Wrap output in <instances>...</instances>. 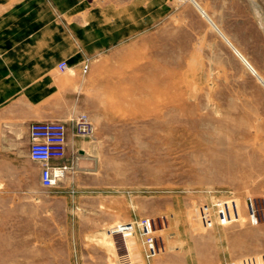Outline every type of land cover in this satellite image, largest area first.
Returning <instances> with one entry per match:
<instances>
[{"label":"rangeland","instance_id":"1","mask_svg":"<svg viewBox=\"0 0 264 264\" xmlns=\"http://www.w3.org/2000/svg\"><path fill=\"white\" fill-rule=\"evenodd\" d=\"M54 28L77 52L50 65ZM0 71L69 73L56 98L95 126L54 189L19 145L0 157V264H264L247 208L264 196V0H0ZM142 219L152 259L138 230L111 233Z\"/></svg>","mask_w":264,"mask_h":264},{"label":"crops","instance_id":"2","mask_svg":"<svg viewBox=\"0 0 264 264\" xmlns=\"http://www.w3.org/2000/svg\"><path fill=\"white\" fill-rule=\"evenodd\" d=\"M57 29H53V31ZM58 44L62 50L54 52L44 61L52 64L56 60H68L76 57V46L66 33V30H57ZM55 32L51 36H55ZM56 39V38H55ZM38 54L34 65L38 67ZM32 65H26L25 72L31 70ZM64 77L69 73H61ZM56 73H6L0 71V157H8L14 152L16 146L24 152L29 163L33 162L28 153H25V144L30 146L29 125L36 121L62 120L68 124V146L66 159L58 163H70L77 153L82 152V144L74 136L72 123L69 118L75 114L76 106L72 100L56 98L57 94H73L74 84L70 87L62 86L65 78L58 79ZM87 76L79 74L74 77L79 83ZM73 79V78H72ZM62 91V92H61ZM17 140V141H16ZM17 142V144H16ZM22 145V147H21ZM18 146V147H19ZM29 152V150H28ZM34 163V162H33ZM39 166L36 168L39 174Z\"/></svg>","mask_w":264,"mask_h":264},{"label":"built area","instance_id":"3","mask_svg":"<svg viewBox=\"0 0 264 264\" xmlns=\"http://www.w3.org/2000/svg\"><path fill=\"white\" fill-rule=\"evenodd\" d=\"M65 62L60 63V70L67 69ZM73 133L78 137H91L95 132L93 122L85 116L72 121ZM29 158L40 166V183L46 189H54L70 169L68 163H58L66 159L68 146V125L65 121H36L29 125ZM247 208L252 225L264 222V196L248 198ZM138 230L143 239L145 256L154 258L159 249L150 219H142L137 223H120L115 225L111 233L128 236Z\"/></svg>","mask_w":264,"mask_h":264}]
</instances>
